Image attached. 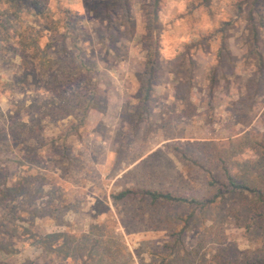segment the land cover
I'll list each match as a JSON object with an SVG mask.
<instances>
[{"label": "rangeland", "instance_id": "rangeland-1", "mask_svg": "<svg viewBox=\"0 0 264 264\" xmlns=\"http://www.w3.org/2000/svg\"><path fill=\"white\" fill-rule=\"evenodd\" d=\"M256 258L264 0H0V264Z\"/></svg>", "mask_w": 264, "mask_h": 264}, {"label": "trees", "instance_id": "trees-1", "mask_svg": "<svg viewBox=\"0 0 264 264\" xmlns=\"http://www.w3.org/2000/svg\"><path fill=\"white\" fill-rule=\"evenodd\" d=\"M156 2L159 3L160 0H156ZM256 50H257V48H256ZM255 52H257V51H255ZM158 61H159V54H158L157 48L153 47V51L150 52L147 56V62L145 64V71L143 74V79L141 80L142 92H143V97L141 98V100L144 104L149 103V100H150L151 95H152V91H153L152 84H153V81L155 80V78L157 76ZM237 188L245 189V190L250 189L249 187H247V185L245 187L243 185H238ZM128 194H129V192H124L120 195L119 198H124V197L128 196ZM148 194L151 196V198L153 200H159V199L171 200V201L178 200L175 197H172L171 195H163L160 193H153V192H148ZM259 198L261 199L262 195H260ZM252 264H264V258H261V259L256 258V261L252 262Z\"/></svg>", "mask_w": 264, "mask_h": 264}]
</instances>
